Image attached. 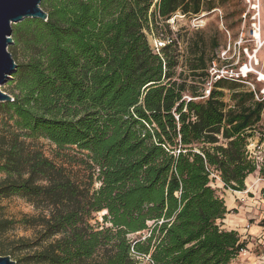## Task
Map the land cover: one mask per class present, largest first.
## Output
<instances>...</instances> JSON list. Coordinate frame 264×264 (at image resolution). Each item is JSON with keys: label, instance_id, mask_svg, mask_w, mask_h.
I'll return each instance as SVG.
<instances>
[{"label": "trees", "instance_id": "trees-1", "mask_svg": "<svg viewBox=\"0 0 264 264\" xmlns=\"http://www.w3.org/2000/svg\"><path fill=\"white\" fill-rule=\"evenodd\" d=\"M214 1L42 0L46 20L11 25L8 51L23 60L0 102V199L37 211L20 220L33 231L12 247L21 264H231L246 248L222 228L229 210L211 182L245 189L264 98L219 79L186 101L214 60L205 40L193 32L182 53L177 36L156 54L147 38ZM38 137L78 157L57 163L27 141ZM12 224L0 218V234Z\"/></svg>", "mask_w": 264, "mask_h": 264}, {"label": "rangeland", "instance_id": "rangeland-1", "mask_svg": "<svg viewBox=\"0 0 264 264\" xmlns=\"http://www.w3.org/2000/svg\"><path fill=\"white\" fill-rule=\"evenodd\" d=\"M202 13L205 15L201 18V26L197 28L192 25L196 16L186 15L181 18L174 13L167 20L171 33L165 32L164 34L174 39L178 36L179 49L182 53L188 37L195 31L205 40L209 49L212 41L216 40L217 46L212 50L208 49V52L211 51L217 66L228 65L236 72L241 69L242 73L245 72L243 70L245 67L249 70L246 76L239 74L238 80L235 81L244 84L258 97L264 98V81L259 79V72L264 73V0H215L214 8L211 11ZM254 31L257 32L259 38L254 35ZM147 38L150 44L151 35H148ZM11 52L16 63L23 60L19 48L15 47ZM11 78L0 88L12 97ZM195 85L199 88L203 87L200 83H195ZM225 94V100L228 101L227 90H225ZM27 141L41 149L47 157L57 163L66 155L78 157L75 148L58 150L45 138L38 137ZM247 149L251 157L255 159L257 169L248 176L250 179L247 181L245 179L243 191L224 188L216 177L211 182V186L216 190L217 195L223 198L229 210V213L221 220L222 228L237 231L241 241H245L248 245L245 248L246 253L241 251L231 261V264L249 263L248 251L253 254H264L263 244H249V242H253L249 236L259 231V227L264 228V196L262 195L264 189V108L258 127L252 131V135L248 139ZM36 213L34 207L20 197L12 196L0 199V218L13 222L8 231L0 234L1 256H9L16 264H21L20 259L26 251L12 247L17 239L33 236L32 229L24 228L20 220ZM101 216L102 212L95 213L91 222L94 223V220L101 222ZM257 263L263 264L262 262ZM141 264H147L146 259L142 260Z\"/></svg>", "mask_w": 264, "mask_h": 264}, {"label": "water", "instance_id": "water-1", "mask_svg": "<svg viewBox=\"0 0 264 264\" xmlns=\"http://www.w3.org/2000/svg\"><path fill=\"white\" fill-rule=\"evenodd\" d=\"M42 0H0V87L11 78L16 62L8 46L13 43L11 25L25 18L47 19V12L40 6ZM11 95L0 88V102L11 101ZM0 264H16L9 256L0 255Z\"/></svg>", "mask_w": 264, "mask_h": 264}, {"label": "built area", "instance_id": "built-area-1", "mask_svg": "<svg viewBox=\"0 0 264 264\" xmlns=\"http://www.w3.org/2000/svg\"><path fill=\"white\" fill-rule=\"evenodd\" d=\"M204 13H200L199 15H197L192 23L193 27L197 28L201 26L202 20L201 18L204 16ZM176 16H179L181 18L185 17V14L181 13L180 11L176 12ZM174 40V38H170V37H156L151 35V43H150V47L153 53L159 54L161 49L163 47H165L167 44H170L172 41ZM248 71L242 73L241 69H239L238 72L234 71L232 67H229L228 65H224L222 67L217 66L215 59L211 61L209 69H208V73L209 76L206 79L203 87L201 88V93L199 96L197 97H191L190 95H183V99H185L186 101H190V100H197V99H205L210 95V91L213 88L214 83L219 80V79H227V80H238L237 78H239V74H244V76H246V73ZM255 97L258 99V95L254 92ZM13 98H11L12 100ZM241 251H243V253H246L245 249H242ZM240 251V252H241ZM147 259V257H146ZM252 264H258L257 262H254Z\"/></svg>", "mask_w": 264, "mask_h": 264}, {"label": "crops", "instance_id": "crops-1", "mask_svg": "<svg viewBox=\"0 0 264 264\" xmlns=\"http://www.w3.org/2000/svg\"><path fill=\"white\" fill-rule=\"evenodd\" d=\"M250 179V177L246 178V181ZM240 192V191H239ZM260 230L256 231L253 235H250L249 238L253 240V242H249V244H263L264 246V228L263 227H259ZM247 245V244H246ZM248 246V245H247ZM247 259L249 261V263L247 264H252L254 261L256 262H262L264 264V254L262 253H250L249 251L247 252ZM260 260V261H259Z\"/></svg>", "mask_w": 264, "mask_h": 264}, {"label": "bare ground", "instance_id": "bare-ground-1", "mask_svg": "<svg viewBox=\"0 0 264 264\" xmlns=\"http://www.w3.org/2000/svg\"><path fill=\"white\" fill-rule=\"evenodd\" d=\"M254 35L257 37V38H259V35L257 34V32L256 31H254ZM243 70L246 72V71H249V70H247L245 67L243 68ZM259 79L260 80H262V81H264V73H262V72H259ZM104 212V211H103ZM237 216V215H236ZM226 223V222H225Z\"/></svg>", "mask_w": 264, "mask_h": 264}]
</instances>
